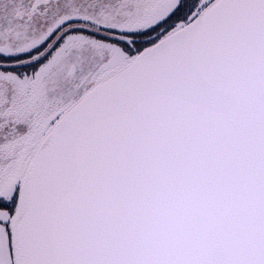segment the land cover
I'll use <instances>...</instances> for the list:
<instances>
[{"label": "snow or ice", "instance_id": "snow-or-ice-1", "mask_svg": "<svg viewBox=\"0 0 264 264\" xmlns=\"http://www.w3.org/2000/svg\"><path fill=\"white\" fill-rule=\"evenodd\" d=\"M0 264H264V0H0Z\"/></svg>", "mask_w": 264, "mask_h": 264}]
</instances>
